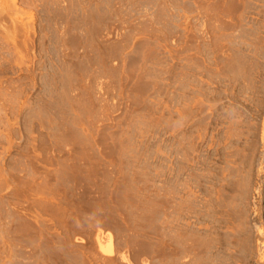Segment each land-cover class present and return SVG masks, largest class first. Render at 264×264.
<instances>
[{
	"label": "rangeland",
	"instance_id": "374dc122",
	"mask_svg": "<svg viewBox=\"0 0 264 264\" xmlns=\"http://www.w3.org/2000/svg\"><path fill=\"white\" fill-rule=\"evenodd\" d=\"M0 264H264V0H0Z\"/></svg>",
	"mask_w": 264,
	"mask_h": 264
},
{
	"label": "bare ground",
	"instance_id": "6f19581e",
	"mask_svg": "<svg viewBox=\"0 0 264 264\" xmlns=\"http://www.w3.org/2000/svg\"><path fill=\"white\" fill-rule=\"evenodd\" d=\"M109 240V237L107 235H98L97 236V241H98V247L99 250L107 255V256H111L112 255V249L111 247L106 243H108L107 241Z\"/></svg>",
	"mask_w": 264,
	"mask_h": 264
}]
</instances>
